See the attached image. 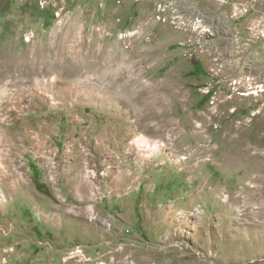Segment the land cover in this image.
I'll return each instance as SVG.
<instances>
[{"label":"rangeland","instance_id":"1","mask_svg":"<svg viewBox=\"0 0 264 264\" xmlns=\"http://www.w3.org/2000/svg\"><path fill=\"white\" fill-rule=\"evenodd\" d=\"M0 264H264V0H0Z\"/></svg>","mask_w":264,"mask_h":264},{"label":"bare ground","instance_id":"2","mask_svg":"<svg viewBox=\"0 0 264 264\" xmlns=\"http://www.w3.org/2000/svg\"><path fill=\"white\" fill-rule=\"evenodd\" d=\"M116 71H118V70H116ZM115 76H117V75H115ZM115 76H114V77H115ZM111 79H112V78H111ZM114 79H115V78H114ZM116 81H118V80H116ZM116 81H115V82H116ZM132 82H133V80H132ZM130 83H131V82H130ZM132 84H133V83H132Z\"/></svg>","mask_w":264,"mask_h":264}]
</instances>
